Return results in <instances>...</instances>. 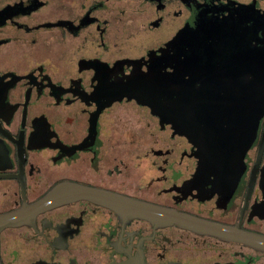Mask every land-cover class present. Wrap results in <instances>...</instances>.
I'll return each mask as SVG.
<instances>
[{
	"label": "flooded vegetation",
	"instance_id": "1",
	"mask_svg": "<svg viewBox=\"0 0 264 264\" xmlns=\"http://www.w3.org/2000/svg\"><path fill=\"white\" fill-rule=\"evenodd\" d=\"M243 230L264 235L258 0H0V264H264Z\"/></svg>",
	"mask_w": 264,
	"mask_h": 264
},
{
	"label": "water",
	"instance_id": "2",
	"mask_svg": "<svg viewBox=\"0 0 264 264\" xmlns=\"http://www.w3.org/2000/svg\"><path fill=\"white\" fill-rule=\"evenodd\" d=\"M252 85V82H248V83H245V89H251L252 87H250ZM79 192H81V196H83V194L85 193H94V197L95 199H97L99 202H102V203H105V204H108L110 206H112L114 204V198L113 196L110 194H106L104 193L103 191H100L98 189H86V188H80L78 189ZM114 199V200H113ZM129 203H131V201H127ZM125 202V203H127ZM144 206L141 207L139 205H137V207L134 209L137 211L135 212L136 214L138 215H141L144 211L146 212V209L147 207H145L144 209ZM176 218V217H175ZM178 219V217H177ZM190 223L192 224V228H195V229H201V230H207V231H212L213 229L209 226H202V225H199L200 222L197 221V220H190ZM204 225V223H202ZM213 231H216L218 232L219 234H222V235H228V236H233V237H239V235L237 234L236 231H233V230H230V229H219V230H213ZM240 241H243L244 243H247L249 245H252L256 248H259V249H262L264 250V235L263 234H259V233H255V232H251V231H248V230H243V231H240Z\"/></svg>",
	"mask_w": 264,
	"mask_h": 264
},
{
	"label": "rangeland",
	"instance_id": "3",
	"mask_svg": "<svg viewBox=\"0 0 264 264\" xmlns=\"http://www.w3.org/2000/svg\"><path fill=\"white\" fill-rule=\"evenodd\" d=\"M242 1V0H241ZM243 1H248V0H243ZM259 2H260V4L262 5V6H264V0H258Z\"/></svg>",
	"mask_w": 264,
	"mask_h": 264
}]
</instances>
